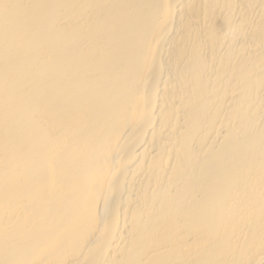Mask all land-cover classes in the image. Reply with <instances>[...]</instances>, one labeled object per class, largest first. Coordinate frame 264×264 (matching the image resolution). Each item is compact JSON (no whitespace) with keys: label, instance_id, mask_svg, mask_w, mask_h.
Returning <instances> with one entry per match:
<instances>
[{"label":"bare ground","instance_id":"obj_1","mask_svg":"<svg viewBox=\"0 0 264 264\" xmlns=\"http://www.w3.org/2000/svg\"><path fill=\"white\" fill-rule=\"evenodd\" d=\"M0 264H264V0H0Z\"/></svg>","mask_w":264,"mask_h":264}]
</instances>
